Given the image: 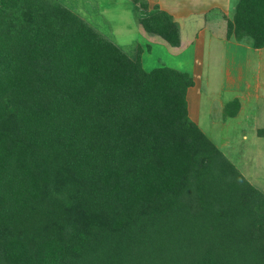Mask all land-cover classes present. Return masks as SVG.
I'll return each instance as SVG.
<instances>
[{
    "label": "trees",
    "instance_id": "obj_1",
    "mask_svg": "<svg viewBox=\"0 0 264 264\" xmlns=\"http://www.w3.org/2000/svg\"><path fill=\"white\" fill-rule=\"evenodd\" d=\"M226 37L264 47V0H238ZM193 85L58 0H0V264H264V194L189 117Z\"/></svg>",
    "mask_w": 264,
    "mask_h": 264
},
{
    "label": "rangeland",
    "instance_id": "obj_2",
    "mask_svg": "<svg viewBox=\"0 0 264 264\" xmlns=\"http://www.w3.org/2000/svg\"><path fill=\"white\" fill-rule=\"evenodd\" d=\"M58 1L80 14L100 33L119 45L129 56H134L139 50L145 70L148 71L156 66L167 64L181 68L193 75L195 84L186 94L189 117L198 124L238 171L251 184L259 187L264 194V136H257V128L264 127V92L260 90L258 98H253L249 94L245 100H242L244 94L233 92L238 83L231 79L230 74H227L228 70L232 71L228 62L232 55L229 51V57L226 58L227 67L225 63L224 41H226L227 28L222 18L223 0L217 5L214 2L219 0H200L203 3H198L195 0L197 6L205 3H213V5L207 6L204 13H196L197 9L180 18L179 23L184 42H187L186 39L194 40L197 37V46L196 43L194 46L200 50L189 49L179 57L174 56L179 50L174 53L171 50L173 47L160 36L152 35L142 28L138 18L145 11L135 5L133 0ZM227 1L232 7L236 0ZM147 3L149 11L158 5L176 15H179L180 12L185 14L193 10L191 7L193 4L189 0L179 4L168 0H164V2L147 0ZM148 10L147 12H149ZM230 11L232 10L230 9ZM153 37L156 41L153 40ZM249 50V52H243L244 55L239 57L256 60V62L257 60L263 61L258 63L262 64L261 68L258 67V74L263 76L264 81V51H252L253 47ZM198 54L199 58L196 57L194 62V55ZM239 69L241 70L240 74L250 83L255 75L254 68L253 71L250 70L245 63V66L241 65ZM234 80L236 81L235 78ZM248 82H245L244 85L246 86ZM237 95L241 97L243 103L236 116L229 117L225 104L231 102Z\"/></svg>",
    "mask_w": 264,
    "mask_h": 264
},
{
    "label": "crops",
    "instance_id": "obj_3",
    "mask_svg": "<svg viewBox=\"0 0 264 264\" xmlns=\"http://www.w3.org/2000/svg\"><path fill=\"white\" fill-rule=\"evenodd\" d=\"M164 2V0H160V2ZM168 1H175L177 4H179V3H182V2H184V1H186V0H183V1H181V0H168ZM181 1V2H180ZM190 2H192V8H193V10L192 11H189L188 13H182V12H180L179 13V15H176V14H173V13H171V11H169L168 9H166L169 13H171L170 15L172 16V18L178 23V27H179V34H180V44L178 45V46H172L173 47V49H171L172 51H174V53H175V51H177V50H179V51H177L176 53H177V55H175L174 54V56H176V57H179V56H181L182 55V53H185V51H188L189 49H191L192 51H198V50H200V48H196L195 46H194V44L197 46V40L198 39H196L197 37H195V39L194 40H187L186 39V41L187 42H184L185 40L183 39V35H182V30H181V25H180V23H179V21H180V18H183V16L185 15H188L189 13H193L195 10H197L196 11V13H199V12H205V10H206V7L207 6H212L213 5V3H205V4H201V6L199 5V6H197V2L195 1V0H189ZM198 1V3H203V1H200V0H197ZM219 2H221V0H219V1H215L214 3L217 5V3H219ZM229 1H227V0H223V7H221L222 9H223V11H222V18H223V20H224V22H225V25H226V28H227V20L229 19V18H232V16H233V14H234V11H235V6H236V4H237V2H238V0H236L235 1V3H234V5L231 7V4L230 3H228ZM196 5V6H195ZM163 6H164V4H163ZM178 7L180 8V6L178 5ZM208 7V8H209ZM158 8L159 9H163V10H165L164 8H161L159 5H158ZM189 8V7H188ZM182 9V8H181ZM190 9V8H189ZM230 9L232 10V11H230ZM165 10V11H166ZM231 13V14H230ZM143 28V27H142ZM197 36V35H196ZM153 40L154 41H156L155 40V38L153 37ZM164 40V39H163ZM165 41V40H164ZM166 42V41H165ZM225 42V44H224V46H225V48H226V56H225V63H226V67H227V62H226V58H228L229 57V54H228V51L232 54L231 55V57H230V59H229V65H230V67H231V70L232 71H230V70H228V73L227 74H230L229 76L231 77V79L234 81V82H236V83H238V86H236L235 88H238V89H233V92H239L240 94H244V96L242 95V100L244 99H246L247 98V95H251L253 98L255 97V98H258V97H260L259 96V92H260V90L261 91H263L264 92V89H262V88H264L263 86H264V81H263V79H262V77L260 76V74H258L259 73V68H261V65L262 64H258V63H260V62H263V61H259V60H257V62H256V60L254 61V60H250L249 58L246 60V58H240L239 56H243L244 55V53L243 52H249L250 50L249 49H251V47H253L252 46V44H251V40L249 39V38H245L244 40H241V41H239V40H236V39H231V38H227L226 37V41H224ZM167 43V42H166ZM168 44V43H167ZM171 46V45H170ZM194 49V50H193ZM169 51V50H168ZM252 51H256V52H260V51H264V47H261V48H255V47H253V50ZM170 52V51H169ZM180 52V53H179ZM199 56V54L198 55H194V62H195V60H196V57L197 58H199L198 57ZM238 58V59H237ZM197 62H199V60H197ZM245 63H246V65H248V68H250V70H252L253 71V68H254V71H255V75L252 77V80L250 81V83L247 81V80H245L244 79V76H242L241 74H240V69H239V67L242 65V66H245ZM197 65H198V63H196ZM231 64H233L234 66H232ZM162 65H167V64H162ZM167 66H171V65H167ZM171 67H173V66H171ZM259 67V68H258ZM174 68H177V67H174ZM177 69H179V68H177ZM180 70H183V69H181L180 68ZM192 77H193V75H192ZM240 77H242V79H240L239 80V78ZM234 78L236 79V81L234 80ZM231 80V81H232ZM263 81V82H262ZM245 82L247 83L248 82V84L245 86L244 84H245ZM194 84H195V82H194ZM192 87V86H191ZM190 91V87L188 88V90H187V92H189ZM238 93V94H239ZM239 94V95H240ZM233 100H237L238 101V103H239V105H238V108H237V110L235 111V113H233L232 115H230L231 113H227V115L229 116V117H234V116H236V114L238 113V111H239V109L241 108V105H242V103H243V101L241 100V97H238V95L237 96H235V98L233 99ZM233 100H231V101H233ZM230 102V101H229ZM228 102V103H229ZM225 106H226V104H225ZM260 128H264V127H259V128H257V136L259 135V133H258V130L260 129ZM259 136H264V135H259ZM259 188V187H258ZM260 189V188H259Z\"/></svg>",
    "mask_w": 264,
    "mask_h": 264
}]
</instances>
